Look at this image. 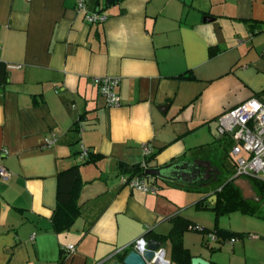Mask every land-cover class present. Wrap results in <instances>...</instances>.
I'll list each match as a JSON object with an SVG mask.
<instances>
[{
	"label": "crops",
	"instance_id": "1",
	"mask_svg": "<svg viewBox=\"0 0 264 264\" xmlns=\"http://www.w3.org/2000/svg\"><path fill=\"white\" fill-rule=\"evenodd\" d=\"M84 1L107 18L87 23L77 0H0V151L9 171L0 181V264H95L141 236L179 264L167 237L175 216L195 225L182 235L191 258L264 264V187L242 177L244 198L233 183L251 209L231 211L238 224L212 209L223 173L216 119L264 95V0ZM98 77L118 78L119 105L106 104ZM81 144L94 160L79 157ZM143 161L220 174L191 184L150 176L156 193L124 185L135 173L121 165ZM72 166L78 213L67 221L72 205L58 206V175ZM233 168L227 180L240 179ZM216 225L245 236L213 239Z\"/></svg>",
	"mask_w": 264,
	"mask_h": 264
},
{
	"label": "built area",
	"instance_id": "2",
	"mask_svg": "<svg viewBox=\"0 0 264 264\" xmlns=\"http://www.w3.org/2000/svg\"><path fill=\"white\" fill-rule=\"evenodd\" d=\"M76 10L83 14L87 23H102L107 18L105 11H90L86 8L84 0H77ZM98 92L102 95L108 106L120 104V97L116 92L118 78L98 77L95 79ZM216 138L229 143L230 155L233 157L234 168L231 179L245 177L264 182V95L252 96L236 107L223 111L216 119ZM52 141L48 140L50 144ZM142 152L149 156L152 152L149 144L142 145ZM6 150L0 151V181L9 176V171L3 164ZM89 155L88 149L81 144L79 157L85 160ZM142 171L129 177H122V183L131 189L149 193H156L158 187L150 181V176L145 173L147 167L145 161L141 163ZM195 227V226H194ZM198 226H196L197 228ZM210 236L216 239L212 232ZM237 237L229 238L233 242ZM144 237H138L134 242L117 248L106 258L95 264H108L112 259L119 257L131 249L142 251L144 248ZM67 248L72 251L74 245ZM149 264V263H148ZM161 264H166L162 262Z\"/></svg>",
	"mask_w": 264,
	"mask_h": 264
},
{
	"label": "trees",
	"instance_id": "3",
	"mask_svg": "<svg viewBox=\"0 0 264 264\" xmlns=\"http://www.w3.org/2000/svg\"><path fill=\"white\" fill-rule=\"evenodd\" d=\"M257 26H259V24L256 23H252L250 25L251 34H255L260 31L259 29L256 28ZM86 160L88 161L94 160V157L91 156V154L89 153L88 158ZM121 167L124 170H129L135 174L142 171V167L140 164H134L131 166L122 164ZM79 176L80 174H79L78 166L69 167L61 171L58 175V181H59V186L57 191L58 206L61 207L62 205L65 204L72 205L71 208L68 209L62 215V217L67 221H71L73 217L78 213V208L73 203V200H74V186ZM251 180H253L257 186L264 187L263 181H257L254 179ZM248 202L242 201L239 189L233 184L232 180H227L222 184V187L219 190V193L217 194V201L212 206V209L215 211L216 217L219 214L228 213L235 209H240L243 212H248V211L250 212L251 209L248 208L250 206L246 204ZM189 225L191 227L195 226V225L193 226V224H191L189 220L182 218L180 216H175L173 218V227L170 233L167 235V237L171 242L172 258L179 264H191V255L188 252V250L184 248L182 241L183 232L189 227ZM202 231L208 232V230H206L205 228H203ZM212 232L216 235L217 238H222V239L245 236V234L232 231L227 228L219 227L218 225L214 227ZM157 238L163 239L165 238V236H159ZM120 258H122V255L120 256Z\"/></svg>",
	"mask_w": 264,
	"mask_h": 264
},
{
	"label": "water",
	"instance_id": "4",
	"mask_svg": "<svg viewBox=\"0 0 264 264\" xmlns=\"http://www.w3.org/2000/svg\"><path fill=\"white\" fill-rule=\"evenodd\" d=\"M196 162H173L161 167L147 168L145 173L149 176H157L163 179L177 180L184 183H194L205 177L201 176V171L196 167L192 170L190 167ZM233 183L241 188L242 196L247 198L246 190L249 188V180L240 177L239 180H234ZM144 248L142 251L131 249L122 257L123 264H161L167 262L164 259V249L160 248V241L155 238L144 239ZM109 264H119V260H113ZM191 264H208V261L201 257H192Z\"/></svg>",
	"mask_w": 264,
	"mask_h": 264
},
{
	"label": "rangeland",
	"instance_id": "5",
	"mask_svg": "<svg viewBox=\"0 0 264 264\" xmlns=\"http://www.w3.org/2000/svg\"><path fill=\"white\" fill-rule=\"evenodd\" d=\"M217 151L215 152V155L218 156V161L217 164H219L221 166V169L223 170V173L221 175V177L215 181L214 185H220L222 186V183L225 182L228 179V176L230 175V173L227 171L228 170H232L233 168V157L230 155V149L229 146L226 144L225 140H217ZM239 214H232V212H230L229 214H226L225 219L226 221H230V223L232 222L233 224H238V216Z\"/></svg>",
	"mask_w": 264,
	"mask_h": 264
},
{
	"label": "flooded vegetation",
	"instance_id": "6",
	"mask_svg": "<svg viewBox=\"0 0 264 264\" xmlns=\"http://www.w3.org/2000/svg\"><path fill=\"white\" fill-rule=\"evenodd\" d=\"M203 165H204V164H203ZM196 167L200 169V171H201V176H200V177H202V178L205 177L206 174H209V175H210V178H209V179H213V178H217V175L220 174L218 169H212V170L209 172V170L207 169L206 165H204V167H201V166L199 167V166L197 165V163H195L194 165H191L190 168H191L192 170H195Z\"/></svg>",
	"mask_w": 264,
	"mask_h": 264
}]
</instances>
